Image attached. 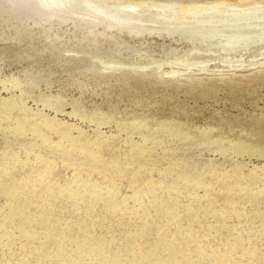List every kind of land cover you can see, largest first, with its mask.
Wrapping results in <instances>:
<instances>
[{"label":"rangeland","instance_id":"obj_1","mask_svg":"<svg viewBox=\"0 0 264 264\" xmlns=\"http://www.w3.org/2000/svg\"><path fill=\"white\" fill-rule=\"evenodd\" d=\"M40 1L0 0V264H264V0Z\"/></svg>","mask_w":264,"mask_h":264},{"label":"bare ground","instance_id":"obj_2","mask_svg":"<svg viewBox=\"0 0 264 264\" xmlns=\"http://www.w3.org/2000/svg\"><path fill=\"white\" fill-rule=\"evenodd\" d=\"M10 2H13L14 0H9ZM40 2H42L41 6L44 7V5H46V1L45 0H41ZM46 2V3H45ZM56 4V3H55ZM135 4V3H134ZM197 5V4H196ZM49 6V5H48ZM194 6V5H193ZM46 7V6H45ZM48 9V8H47ZM132 13V12H131Z\"/></svg>","mask_w":264,"mask_h":264}]
</instances>
